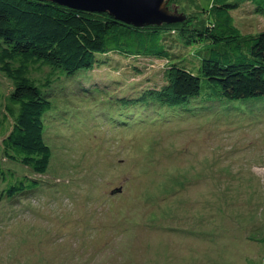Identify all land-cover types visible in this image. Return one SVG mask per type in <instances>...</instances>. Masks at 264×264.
<instances>
[{
    "label": "rangeland",
    "instance_id": "374dc122",
    "mask_svg": "<svg viewBox=\"0 0 264 264\" xmlns=\"http://www.w3.org/2000/svg\"><path fill=\"white\" fill-rule=\"evenodd\" d=\"M222 1L240 2L232 17L243 35L264 32V14L247 0L168 8L202 29L204 10ZM169 36L178 62L202 50ZM98 60L69 78L30 69L52 103V158L37 189L0 201V264H264V99L204 109L198 100L180 118L127 109L122 98L165 84L167 61ZM11 87L0 73L4 99ZM0 165L33 176L1 157Z\"/></svg>",
    "mask_w": 264,
    "mask_h": 264
},
{
    "label": "trees",
    "instance_id": "16d2710c",
    "mask_svg": "<svg viewBox=\"0 0 264 264\" xmlns=\"http://www.w3.org/2000/svg\"><path fill=\"white\" fill-rule=\"evenodd\" d=\"M247 1L264 14V0ZM239 3L222 1L211 11L205 9L208 24L192 29L190 18L136 28L107 13L34 0H0V73L12 86L6 99L0 92V157L33 175L20 177L0 165V201L37 189L35 176L47 173L52 158L44 137L52 103L43 87L29 77L33 67H48L69 78L92 70L98 57L109 53L165 60V84L144 90L135 99L122 98L121 105L151 107L159 115L167 111L179 118L193 112L192 104L198 100L197 106L204 109L213 103L264 99V32L248 36L240 32L232 17ZM170 33L185 48L197 45L202 50L191 55L187 64L186 59L176 61L166 41Z\"/></svg>",
    "mask_w": 264,
    "mask_h": 264
},
{
    "label": "water",
    "instance_id": "95a60500",
    "mask_svg": "<svg viewBox=\"0 0 264 264\" xmlns=\"http://www.w3.org/2000/svg\"><path fill=\"white\" fill-rule=\"evenodd\" d=\"M50 2L73 10L107 13L114 19L136 28L177 24L186 15L171 12L169 0H34Z\"/></svg>",
    "mask_w": 264,
    "mask_h": 264
},
{
    "label": "bare ground",
    "instance_id": "6f19581e",
    "mask_svg": "<svg viewBox=\"0 0 264 264\" xmlns=\"http://www.w3.org/2000/svg\"><path fill=\"white\" fill-rule=\"evenodd\" d=\"M208 163H209V162H208ZM171 170H172V169H171ZM178 191H179V190H178ZM180 199H181V198H180ZM182 199H183V198H182ZM180 201H181V200H180ZM185 202H186V201H185ZM179 203H182V202H179ZM183 203H184V202H183ZM171 206H172V205H171ZM183 206H184V205H183ZM168 207H169V206H168ZM175 207H177V206H175ZM178 208H181V207L178 206ZM182 208H183V207H182ZM163 209H164V208H163ZM184 209H185V208H184ZM176 221H177V220H176ZM173 222H174V221H173ZM182 222H183V221H182ZM177 223H178V222H177ZM161 224H162V223H161ZM196 228H197V227H196ZM53 258H54V257H53ZM53 258H52V259H53ZM54 262H56V261H54Z\"/></svg>",
    "mask_w": 264,
    "mask_h": 264
}]
</instances>
